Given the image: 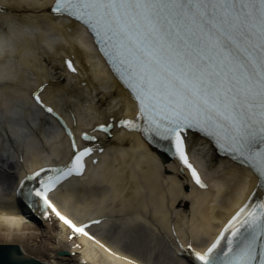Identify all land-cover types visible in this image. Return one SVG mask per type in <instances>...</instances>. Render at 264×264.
Instances as JSON below:
<instances>
[{
    "label": "bare ground",
    "instance_id": "6f19581e",
    "mask_svg": "<svg viewBox=\"0 0 264 264\" xmlns=\"http://www.w3.org/2000/svg\"><path fill=\"white\" fill-rule=\"evenodd\" d=\"M51 4L0 0V33L14 25L34 30L20 38L14 56L0 60V250L41 264H125L93 240L73 237L50 210L44 217L23 192L17 194L26 176L62 167L72 156L64 130L34 106L32 93L47 85L44 102L63 117L80 147L94 149L85 157L83 175L49 194L57 208L77 224L101 221L90 234L137 264H194L190 254H178L177 240L206 249L255 189L256 176L189 134V158L206 185L200 188L178 160L139 132L121 126L110 135L94 132L113 118L135 119V103L87 30L50 14ZM66 59L73 60L76 73L68 71ZM84 132L97 140H82ZM32 186L25 182L23 191Z\"/></svg>",
    "mask_w": 264,
    "mask_h": 264
},
{
    "label": "snow or ice",
    "instance_id": "6c2138e0",
    "mask_svg": "<svg viewBox=\"0 0 264 264\" xmlns=\"http://www.w3.org/2000/svg\"><path fill=\"white\" fill-rule=\"evenodd\" d=\"M50 14L87 30L135 103V119L113 118L94 132L110 135L114 126L139 132L205 188L188 153L189 134L199 135L218 154L246 165L264 190V0H52ZM65 65L77 72L72 59ZM46 87L32 93L34 106L64 130L72 156L62 167L26 176L17 194L23 192L44 217L50 210L73 237H87L125 264H137L90 234L101 221L74 223L49 198L62 182L83 175L94 149L81 148L63 117L44 102ZM81 139L97 137L84 132ZM28 181L33 186L23 191ZM177 251L190 254L194 264H264V199L250 196L206 249L177 240Z\"/></svg>",
    "mask_w": 264,
    "mask_h": 264
},
{
    "label": "clouds",
    "instance_id": "9594fccd",
    "mask_svg": "<svg viewBox=\"0 0 264 264\" xmlns=\"http://www.w3.org/2000/svg\"><path fill=\"white\" fill-rule=\"evenodd\" d=\"M33 31L27 26L14 25L8 34L0 33V60L14 56L18 51L20 38Z\"/></svg>",
    "mask_w": 264,
    "mask_h": 264
},
{
    "label": "water",
    "instance_id": "95a60500",
    "mask_svg": "<svg viewBox=\"0 0 264 264\" xmlns=\"http://www.w3.org/2000/svg\"><path fill=\"white\" fill-rule=\"evenodd\" d=\"M0 264H41L11 251L0 250Z\"/></svg>",
    "mask_w": 264,
    "mask_h": 264
}]
</instances>
